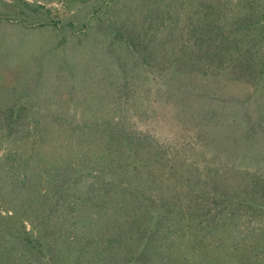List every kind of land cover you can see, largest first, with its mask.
Returning a JSON list of instances; mask_svg holds the SVG:
<instances>
[{
	"label": "rangeland",
	"instance_id": "rangeland-1",
	"mask_svg": "<svg viewBox=\"0 0 264 264\" xmlns=\"http://www.w3.org/2000/svg\"><path fill=\"white\" fill-rule=\"evenodd\" d=\"M263 26L264 0H0L9 142L32 143L26 128L37 130L49 166L66 177L99 171L98 190L111 178L147 185L134 166L148 189L180 192L163 237L124 248L115 226L88 229L99 264H264ZM209 208L215 222L200 225ZM171 218L182 221L173 234ZM145 244L151 253L134 252ZM74 251L49 264H74Z\"/></svg>",
	"mask_w": 264,
	"mask_h": 264
},
{
	"label": "trees",
	"instance_id": "trees-1",
	"mask_svg": "<svg viewBox=\"0 0 264 264\" xmlns=\"http://www.w3.org/2000/svg\"><path fill=\"white\" fill-rule=\"evenodd\" d=\"M219 55L214 53L215 57ZM174 82L180 81H172L173 90L184 91L185 83H180L181 89L175 87ZM6 127V132L0 128V264H49L53 256L57 259L64 252L63 256L69 257L72 252L75 253L74 249H77L74 264H80L83 258H90L89 264H99L98 260L104 252L96 249H92L90 253L86 251L89 235H93L88 229L108 227L109 230L115 226L118 235L112 241L119 239V243H125V248L133 240L139 241V235L141 239L158 235L163 237L161 220L170 219L168 215L172 206L182 207V198L177 189H148L151 178H143L138 167L133 166L132 172L137 171L140 179L145 180L147 185L143 181L134 184L133 177L122 181L111 178L109 180L115 183L106 182V193L105 190L95 189L102 183L100 179L105 181V178L98 176L99 171L93 172L98 174L96 176L59 175V169L49 166L44 158L43 143L36 141L34 137L37 130L26 128L24 136L27 139L34 138L32 143L24 141V137L22 140L9 142L16 131L11 121ZM134 141L129 140L128 151L133 149ZM109 186L114 188L113 191ZM197 195L198 200L205 197L203 193ZM103 196L111 197L113 202L106 203ZM247 196L248 194H244L241 203H245ZM227 202L228 198L220 201L219 206L223 211ZM257 207L253 209L260 214V205ZM213 212V208H209L202 214L200 225H205V219L210 221L213 218L208 222H215ZM233 218L234 216H229L227 219L232 221ZM218 220L220 219H216V222ZM236 221L238 219L234 218L233 223H238ZM170 223V229L175 228L172 230L173 234L182 221L171 218ZM216 231L217 228L213 226L208 234ZM179 232L177 236H173L174 239H169V243L175 242L177 246V242L182 241L184 235ZM135 251L146 255L153 248L147 244L142 247L138 245L137 249L134 248ZM179 254H183L181 248ZM37 255L43 258L42 262L33 260ZM166 256L167 252L161 255V263H167L164 259ZM71 259L65 258V261Z\"/></svg>",
	"mask_w": 264,
	"mask_h": 264
}]
</instances>
